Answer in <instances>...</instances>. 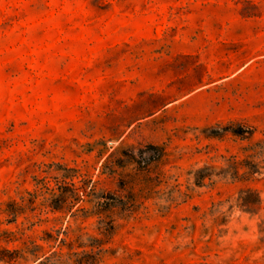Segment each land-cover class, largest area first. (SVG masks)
<instances>
[{
    "label": "rangeland",
    "instance_id": "rangeland-1",
    "mask_svg": "<svg viewBox=\"0 0 264 264\" xmlns=\"http://www.w3.org/2000/svg\"><path fill=\"white\" fill-rule=\"evenodd\" d=\"M0 264H264V0H0Z\"/></svg>",
    "mask_w": 264,
    "mask_h": 264
},
{
    "label": "trees",
    "instance_id": "trees-1",
    "mask_svg": "<svg viewBox=\"0 0 264 264\" xmlns=\"http://www.w3.org/2000/svg\"><path fill=\"white\" fill-rule=\"evenodd\" d=\"M61 193L58 195V197H59V200L61 201V202H65L66 200H67V198L64 196V193L62 192V191H60ZM83 200H80L79 198H75V199H73V204L74 205H76V202L77 203H80V202H82ZM84 202V201H83ZM55 209H58V208H55Z\"/></svg>",
    "mask_w": 264,
    "mask_h": 264
}]
</instances>
